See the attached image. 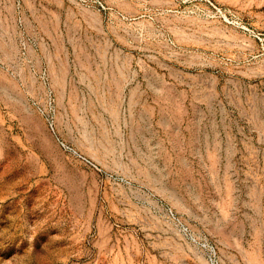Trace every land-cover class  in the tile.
<instances>
[{
	"label": "rangeland",
	"instance_id": "rangeland-1",
	"mask_svg": "<svg viewBox=\"0 0 264 264\" xmlns=\"http://www.w3.org/2000/svg\"><path fill=\"white\" fill-rule=\"evenodd\" d=\"M0 264H264V0H0Z\"/></svg>",
	"mask_w": 264,
	"mask_h": 264
}]
</instances>
